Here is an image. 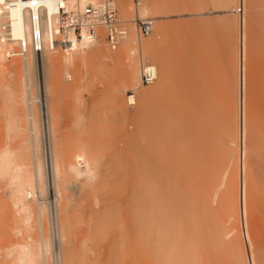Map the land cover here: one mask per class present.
<instances>
[{"label":"bare ground","instance_id":"1","mask_svg":"<svg viewBox=\"0 0 264 264\" xmlns=\"http://www.w3.org/2000/svg\"><path fill=\"white\" fill-rule=\"evenodd\" d=\"M88 1L103 0H78ZM112 2L125 29L115 46L98 24L94 40L51 48L54 34L43 26L36 50L31 14L45 24L48 11L56 26L59 1L0 0V264H264V0ZM209 3L237 8L217 17L231 18L227 94H161L159 65L137 60L119 121H99L92 107L57 127L46 76V109L34 110L37 65L47 68L59 49L86 60L102 35L112 49L143 41L140 19L156 31L161 13ZM207 20L180 22L196 24L201 44L200 28L215 24ZM87 65L93 92L99 76Z\"/></svg>","mask_w":264,"mask_h":264},{"label":"crops","instance_id":"2","mask_svg":"<svg viewBox=\"0 0 264 264\" xmlns=\"http://www.w3.org/2000/svg\"><path fill=\"white\" fill-rule=\"evenodd\" d=\"M169 13H161L159 16V29L142 33L143 41H122L116 49H112L102 35L90 46L86 60L78 58L73 62L64 58V61L56 63V70L51 71L49 76V100L51 106L56 108V117L60 118L57 124L67 125L74 112L88 113L83 112V105L90 110L97 107L103 114L101 119L104 123L119 121V99L136 86L133 72L137 60L141 66L144 62L152 61L159 65L161 94L191 92L195 88L196 93L201 94H227L231 90V75L229 49L224 33L228 27L225 25L226 19L217 18L222 14L208 17L207 21H215V24H205L200 28L202 39L201 44H198L196 24H183L180 20L184 18L164 17ZM212 31L215 38L211 37ZM54 57L62 56L57 54ZM88 62L95 64L99 76L93 92L85 89L92 73ZM70 70L75 71V74L70 75ZM217 70L222 73L218 75ZM42 95L44 101L45 94ZM70 106L78 109L70 113Z\"/></svg>","mask_w":264,"mask_h":264},{"label":"built area","instance_id":"3","mask_svg":"<svg viewBox=\"0 0 264 264\" xmlns=\"http://www.w3.org/2000/svg\"><path fill=\"white\" fill-rule=\"evenodd\" d=\"M53 15H57V25L52 26L50 23V14L47 11L45 18L47 23L40 20V14L32 12V29L31 40L36 50L41 49L42 28L47 26L49 33L54 34V39L50 41V47L61 46L64 50L72 48L75 40H94L96 37V28L102 24L107 29L109 43L115 46L118 40L124 36L125 29L119 24L118 13L113 5L112 0H103L99 3L93 1L86 2L83 6L79 5L78 0H72L73 6L68 8L60 3ZM136 2L139 0H135ZM42 16V15H41ZM143 32L147 33L151 29L150 22L139 20ZM60 36V37H59ZM59 37V38H58ZM145 66L143 68V81L148 83L154 77L153 71ZM133 94L132 90L128 91V96Z\"/></svg>","mask_w":264,"mask_h":264},{"label":"rangeland","instance_id":"4","mask_svg":"<svg viewBox=\"0 0 264 264\" xmlns=\"http://www.w3.org/2000/svg\"><path fill=\"white\" fill-rule=\"evenodd\" d=\"M240 7V6H239ZM238 7V11H239V8ZM233 10V11H232ZM237 10V8H232V7H215V6H213L211 3H209L208 4V7L207 8H205V9H202V10H196V11H185V12H174V13H169L168 15H166V16H164V17H166V18H184V19H187V18H192V17H196V18H202V17H212V16H219L220 14H224V13H226V14H228V13H231V12H237L236 11ZM119 13H120V11H119ZM151 15V14H150ZM149 15V16H150ZM134 15H132L131 17H133ZM151 16H154V15H151ZM157 18H159V17H157ZM226 23H225V25L226 26H228V25H230V21H231V18H226ZM229 22V23H228ZM222 26V25H221ZM142 34V33H141ZM143 35V34H142ZM144 36H146V35H144ZM133 41H136V40H133ZM90 45V44H89ZM119 49V48H118ZM83 51V49H80V50H78V51ZM59 52H56L55 54L53 53L54 51H52L51 53L52 54H54V56H56L57 55V53L59 54V53H61L62 54V56L64 57V58H68V56L69 55H71L72 53H70L69 55H67V54H64V52L62 51V50H58ZM60 55V54H59ZM63 57H61V58H59V57H53L51 60H50V62L48 63V64H46V67L47 68H43V70H41V72H40V70H39V66L37 65V70L35 71V76L34 77H36V78H34V86H36L37 84V87L35 88L34 86V90H37V92L35 91V96H34V100H35V102H34V110H36V113H42L43 111H44V109H46L45 108V105H44V103H43V100H42V94H43V92H42V89H43V85H44V77L46 76L47 78H49L48 80L50 81V77L49 76H51V71H55L56 70V67H57V64L56 63H58L60 60L62 61H64L65 59L63 58ZM70 57V56H69ZM214 60H216V58H214ZM213 60V61H214ZM20 68V67H19ZM45 70V71H44ZM20 73H22V72H19V69H18V75H20ZM216 73L218 74V75H220L222 72L220 71V70H217L216 71ZM47 78H46V80H47ZM10 78H8V80H9ZM6 80H7V78H6ZM19 80V79H18ZM152 83H149V84H145V85H151ZM194 90V89H193ZM195 90H196V88H195ZM124 99H125V96H124ZM125 101H126V99H125ZM126 104H127V102H126ZM73 105V104H72ZM128 105V104H127ZM129 106V105H128ZM77 109H78V107H76ZM76 108L74 107V106H70V113H72V112H74V110H76ZM82 108H83V112H87L88 110H90V109H88L87 108V106H85V105H83L82 106ZM54 110H56V108H54L53 106H51V111H54ZM89 112V111H88ZM54 113H55V111H54ZM53 122H55V123H60V118L59 117H55V118H53V119H51ZM82 120V119H81ZM42 121H43V119H42ZM74 121L76 122V118L74 119V118H69V120H68V122L69 123H74ZM77 121H79V120H77ZM83 121H88V119L87 120H85V119H83ZM90 121V120H89ZM95 121H98V120H95ZM99 121H102L103 122V119H100ZM57 127H59V128H64V126L62 127V126H59V125H57Z\"/></svg>","mask_w":264,"mask_h":264}]
</instances>
